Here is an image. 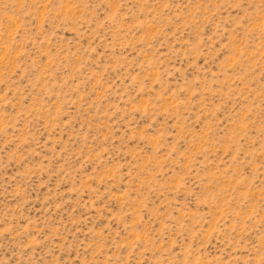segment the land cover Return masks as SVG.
I'll return each mask as SVG.
<instances>
[{"label":"rangeland","instance_id":"1","mask_svg":"<svg viewBox=\"0 0 264 264\" xmlns=\"http://www.w3.org/2000/svg\"><path fill=\"white\" fill-rule=\"evenodd\" d=\"M0 264H264V0H0Z\"/></svg>","mask_w":264,"mask_h":264}]
</instances>
